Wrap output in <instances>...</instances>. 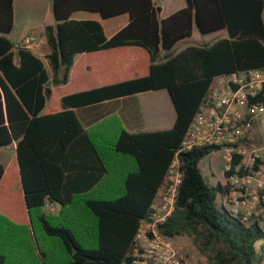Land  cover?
Returning <instances> with one entry per match:
<instances>
[{
	"label": "trees",
	"instance_id": "obj_1",
	"mask_svg": "<svg viewBox=\"0 0 264 264\" xmlns=\"http://www.w3.org/2000/svg\"><path fill=\"white\" fill-rule=\"evenodd\" d=\"M156 5L52 0L56 23L44 28L50 78L30 49L13 51L5 36L13 26V0H0V147L16 142V167L6 171L0 162V264H128L139 221L163 189L174 157L182 182L161 233L202 242L211 264L264 260L261 228L216 207L230 172L215 185L201 172L200 161L218 148L178 151L199 106L209 103L214 77L264 68V0H185L165 17ZM80 10L102 18L127 13L129 21L107 38L99 22L70 18ZM194 27L201 35L225 30L226 36L174 52ZM124 46L145 51L146 73L56 100L49 82H67L76 54ZM158 89L167 91L174 108L170 128L131 133L116 114L83 127L74 110ZM47 202L59 204V211H44Z\"/></svg>",
	"mask_w": 264,
	"mask_h": 264
},
{
	"label": "built area",
	"instance_id": "obj_2",
	"mask_svg": "<svg viewBox=\"0 0 264 264\" xmlns=\"http://www.w3.org/2000/svg\"><path fill=\"white\" fill-rule=\"evenodd\" d=\"M36 40L28 34L19 46ZM209 103L199 106L178 151L211 146L224 151V171H229L221 207L246 225L256 224L264 234V68H252L214 77ZM235 159V160H234ZM234 160V161H233ZM182 182L180 161L174 157L132 239L128 264H198L189 260L172 238L161 233L176 205ZM54 212L52 203H45ZM225 208V207H224Z\"/></svg>",
	"mask_w": 264,
	"mask_h": 264
},
{
	"label": "crops",
	"instance_id": "obj_3",
	"mask_svg": "<svg viewBox=\"0 0 264 264\" xmlns=\"http://www.w3.org/2000/svg\"><path fill=\"white\" fill-rule=\"evenodd\" d=\"M153 1L156 2L157 5L162 6V12L160 14L161 17L171 14L185 5V0H177L176 3L168 4H166L164 0ZM25 2L26 0H13V26L10 32L5 34V36L12 42L14 45L13 51L16 52L20 47V42L28 34L34 33L36 35V40L30 44L22 46L30 49L33 54L42 60L44 68L49 72L51 78L50 65L46 58V54L49 52V45L46 41L44 28L47 25H54L56 23L52 11V0L51 8L47 9L46 16L43 17L37 25L25 23H23V25H18L17 19L23 16L25 12L30 13V8L28 9L26 7ZM70 18L77 20L90 19L99 22L102 26L103 33L107 38L124 27L129 21L127 13L119 14L110 18H102L96 12L81 10L73 12ZM194 31L198 32L196 27L193 28L192 35L189 38L178 41L174 47L183 40L191 39ZM210 34H213V36L208 41H214L219 37H225L226 31L219 30ZM206 35L209 34L201 35L203 39H199L200 42L205 41L204 36ZM185 46L187 45L182 46L178 50ZM146 70V53L142 48L137 46H124L95 52H81L74 56L67 82L57 85H53L49 82V88L52 90L56 100H58L65 94H71L91 89L102 84L120 81L137 73L144 74L146 73ZM164 103L166 104L168 110H172L174 112V108L167 91L165 89H158L137 92L132 95L105 100L100 103L87 105L81 108H75L74 110L83 127H87L88 125L94 123L102 115L116 114L119 116L128 132L137 133L162 129L160 128V125H162L163 122ZM174 119L175 112L173 120H171V126ZM7 146L10 148V156L6 162L0 160L6 171L10 169L13 170V168L16 167V142L13 141ZM72 172L73 174H76L78 170L74 169ZM216 178L217 177H215L211 172L210 179H212L213 185L221 181L220 179L216 180ZM52 204L55 208L54 213H57L60 209L59 204ZM43 209L44 211H47L45 205Z\"/></svg>",
	"mask_w": 264,
	"mask_h": 264
},
{
	"label": "rangeland",
	"instance_id": "obj_4",
	"mask_svg": "<svg viewBox=\"0 0 264 264\" xmlns=\"http://www.w3.org/2000/svg\"><path fill=\"white\" fill-rule=\"evenodd\" d=\"M166 4L168 3H176L177 0H164ZM26 7L30 8V13L25 12L23 16L17 19L18 25L30 24V25H37L39 21L46 16L47 9L51 8V0H26L25 2ZM28 26V25H26ZM213 36V34H209L204 36V42H212L208 41ZM199 39H203L201 35L194 31V34L191 39L183 40L177 44L173 51L175 52L179 48L184 45L200 43ZM213 40V39H212ZM171 109V108H170ZM163 122L160 125L162 129L170 128L171 127V120H173L174 112L172 110H168L166 104H163ZM10 148L8 146L0 148V160L6 162L10 156ZM224 151L221 149L213 150L207 156H205L200 161V169L205 177L206 181L209 184H213L212 179H210V173L212 172L217 179L222 180L223 176V168L225 164L224 159ZM221 194H216V207L221 208ZM225 209H228V205H224ZM174 244L179 247L182 253L192 261L197 262L198 264H211L209 261V250L203 245L202 242L196 241L192 236L187 234H180L176 235L172 238ZM261 264H264V260Z\"/></svg>",
	"mask_w": 264,
	"mask_h": 264
},
{
	"label": "water",
	"instance_id": "obj_5",
	"mask_svg": "<svg viewBox=\"0 0 264 264\" xmlns=\"http://www.w3.org/2000/svg\"><path fill=\"white\" fill-rule=\"evenodd\" d=\"M155 9H156L157 14L160 16V14L162 12V6L161 5H156Z\"/></svg>",
	"mask_w": 264,
	"mask_h": 264
}]
</instances>
